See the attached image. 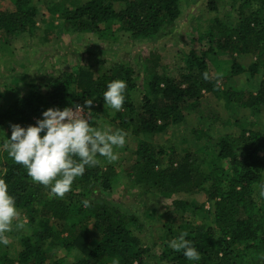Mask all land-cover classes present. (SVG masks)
<instances>
[{
    "label": "trees",
    "instance_id": "obj_1",
    "mask_svg": "<svg viewBox=\"0 0 264 264\" xmlns=\"http://www.w3.org/2000/svg\"><path fill=\"white\" fill-rule=\"evenodd\" d=\"M7 1L12 10L0 11V42L4 45L13 38L32 36L37 24L44 21L34 0ZM180 2L87 0L71 4L72 7L64 3L52 5L47 10L52 16L57 15L56 20L62 26L75 33L107 38L116 24L134 40H150L157 37L163 25L172 24L180 16ZM214 8L215 1L210 0L208 9ZM247 8L241 6L238 22L232 28L215 20L205 37L209 47L201 58L188 54L184 72L176 77L153 71L147 83L140 84L135 71L125 64H115L97 77L85 69L64 74L45 92L17 98L0 111V126H35L49 108H74L83 106L87 99H94L88 118L92 125L93 121L108 116L103 93L114 80L125 81L127 88L123 108L114 111L111 120L132 135L151 136L181 124L183 110L188 108H200L207 120L217 121L218 114L208 106L206 95L222 99L227 106L257 109L264 105V14L262 10L244 12ZM50 26L55 27L53 23ZM219 54L231 58L230 76L259 75V83L253 90L221 89L218 80L228 77L220 74L219 79L213 78L205 61V55ZM241 55L253 58L246 68L237 62L236 58ZM141 89L143 95L134 103L131 98ZM235 127L233 134L227 133L220 139L217 154H211L209 159L198 156L202 150L183 155L173 151L166 157L161 148L150 143L139 141L137 145L136 157L128 172L136 184L152 189L159 198L202 192L211 203L207 211L181 199L173 200L167 207V213L185 212L191 207L196 215L207 216L198 224L180 225L170 239L187 232L185 239L193 243L201 259L190 261L182 251L176 252L168 244L161 256L170 264H264V198L259 195V185L264 183V133L244 130L237 124ZM113 176L111 167L100 164L86 167L63 199L49 198V190L33 183L26 169L2 151L0 179L5 180L9 195L23 213L27 232L21 237L18 253L14 256L0 253V264H113L114 260L119 264H144L146 251L133 234L134 230L141 229V220L106 196ZM84 200L91 206L84 207Z\"/></svg>",
    "mask_w": 264,
    "mask_h": 264
},
{
    "label": "rangeland",
    "instance_id": "obj_2",
    "mask_svg": "<svg viewBox=\"0 0 264 264\" xmlns=\"http://www.w3.org/2000/svg\"><path fill=\"white\" fill-rule=\"evenodd\" d=\"M85 1L87 0H34L44 21L37 24L33 35L13 38L5 45L0 42V111L17 98L32 95L33 92H45L61 75L76 74L82 69L92 77H97L115 64H125L135 71L140 84L147 83L148 76L153 71L176 77L184 72L188 54L201 58L203 51L209 47L205 37L215 20L226 27H234L239 19L238 11L243 5L248 6L246 11L243 9L244 12L262 10L264 14L263 0H214V10L208 9L210 0H181L180 16L172 24L163 25L156 38L134 40L116 24L109 32L111 36L107 38L69 31L56 20L57 15L52 16L47 10L52 5L60 6L64 3V6L72 7L71 4ZM114 6L118 9V4ZM3 10H12L7 0H0V11ZM51 23L55 25L54 28L50 26ZM236 59L244 68L253 61L249 55H241ZM205 61L213 78L219 79L220 74L228 77L218 80L224 91L233 88L251 91L259 83V75L251 78L248 74L230 76L229 55H205ZM142 95L143 89L136 91L131 100L137 103ZM206 100L208 106L218 114L217 121L207 120L200 108L184 109V121L169 126L162 133L138 136L126 131L125 146L114 149L118 155L117 160L108 162L103 157H97L100 166L111 167L114 172L107 198L141 220V229L134 230L133 234L140 239V246L146 251L143 256L144 264H170L161 255L165 245L172 239V233L180 225L192 226L207 217L203 213L196 215L191 207L185 212L167 213V207L173 200H187L206 211L211 209V203L202 192L159 198L152 189L136 184L128 172L135 160L139 141L161 148L166 157L173 151L183 155L196 154L202 150L198 156L209 159L211 154H217L220 139L237 130L236 124L244 130L264 133V105L257 109H239L225 105L222 99L213 95H206ZM107 108L108 116L93 121L91 126L102 131L106 128L113 132L121 130L117 122L111 120L115 110ZM10 136L11 128L0 126V153L3 151L4 140ZM19 213V222L25 225V217L21 211ZM16 223L17 221L13 222V231L8 234V245L0 244V253L6 252L14 256L21 249L20 240L27 229L25 226L16 229Z\"/></svg>",
    "mask_w": 264,
    "mask_h": 264
},
{
    "label": "clouds",
    "instance_id": "obj_3",
    "mask_svg": "<svg viewBox=\"0 0 264 264\" xmlns=\"http://www.w3.org/2000/svg\"><path fill=\"white\" fill-rule=\"evenodd\" d=\"M204 78H208L207 73ZM126 88L125 81L109 82L103 93L104 105L115 111L122 110ZM93 100L87 99L83 106L75 105L74 108H49L35 126L10 125L11 136L4 140L3 151L16 165L26 169L33 183L49 190V198L63 199L86 167L100 163L98 156L113 162L118 159L114 149L125 146L127 133L123 130L113 132L106 128L102 131L90 125L86 114L91 113ZM259 195L264 198V183L259 185ZM82 204L86 208L91 206L88 200ZM14 221H17L16 229L24 227L19 222L16 201L9 195L5 180L0 179V244L8 245V234L13 231ZM187 235V232L181 233L168 246L176 252L182 251L190 261H199L201 254L191 241L185 239ZM113 264H119V261L114 260Z\"/></svg>",
    "mask_w": 264,
    "mask_h": 264
},
{
    "label": "built area",
    "instance_id": "obj_4",
    "mask_svg": "<svg viewBox=\"0 0 264 264\" xmlns=\"http://www.w3.org/2000/svg\"><path fill=\"white\" fill-rule=\"evenodd\" d=\"M86 112V111H85ZM87 113V112H86ZM86 118L88 119L89 118V114H86Z\"/></svg>",
    "mask_w": 264,
    "mask_h": 264
}]
</instances>
